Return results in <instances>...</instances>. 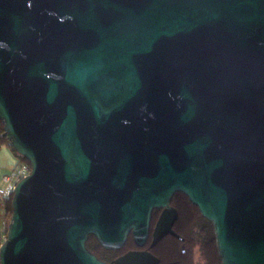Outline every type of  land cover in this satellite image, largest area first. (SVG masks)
Instances as JSON below:
<instances>
[{"label": "water", "instance_id": "obj_1", "mask_svg": "<svg viewBox=\"0 0 264 264\" xmlns=\"http://www.w3.org/2000/svg\"><path fill=\"white\" fill-rule=\"evenodd\" d=\"M0 123L30 166L0 264H107L90 237L142 247L154 209L183 241L176 192L264 264V0H0Z\"/></svg>", "mask_w": 264, "mask_h": 264}, {"label": "trees", "instance_id": "obj_2", "mask_svg": "<svg viewBox=\"0 0 264 264\" xmlns=\"http://www.w3.org/2000/svg\"><path fill=\"white\" fill-rule=\"evenodd\" d=\"M1 131L2 124L0 123ZM3 142L7 144L6 139L0 135V144ZM16 156L26 161L19 155L16 154ZM170 204L178 213L173 228L184 240L181 242L172 236H167L153 247H149L147 244L148 249L160 259L159 264H221L211 222L204 218L198 208L181 192L173 194ZM159 212L160 209L152 211L150 230L154 226ZM181 245L184 247L183 251ZM130 247H134L130 235H128L124 246L117 250L104 249L95 237H90L89 248L101 260L109 261Z\"/></svg>", "mask_w": 264, "mask_h": 264}, {"label": "built area", "instance_id": "obj_3", "mask_svg": "<svg viewBox=\"0 0 264 264\" xmlns=\"http://www.w3.org/2000/svg\"><path fill=\"white\" fill-rule=\"evenodd\" d=\"M2 136V131L0 132ZM30 172L26 161L18 159L15 164L0 176V246L7 239L8 224L11 217V199L15 185Z\"/></svg>", "mask_w": 264, "mask_h": 264}, {"label": "crops", "instance_id": "obj_4", "mask_svg": "<svg viewBox=\"0 0 264 264\" xmlns=\"http://www.w3.org/2000/svg\"><path fill=\"white\" fill-rule=\"evenodd\" d=\"M18 156L6 143L0 144V176L6 173L18 160Z\"/></svg>", "mask_w": 264, "mask_h": 264}, {"label": "flooded vegetation", "instance_id": "obj_5", "mask_svg": "<svg viewBox=\"0 0 264 264\" xmlns=\"http://www.w3.org/2000/svg\"><path fill=\"white\" fill-rule=\"evenodd\" d=\"M152 228H153V227H152ZM173 229H174V228H173ZM151 232H152V229H151V230L149 229V236H148V239H147V241L145 242V244H144L142 247H138V246H136V245L134 244V247H130V248L126 249V250L123 251L120 255H122V254H124L125 252L130 251V250H148V251H150V250L148 249V247H147V244H149V247H153V246H150V242H151V238H150V237H151ZM175 232H176V231H175ZM176 233H177V232H176ZM177 234H178V233H177ZM167 236H171V235H166V236H164L163 238H165V237H167ZM172 237H173V236H172ZM149 238H150V239H149ZM163 238H162V239H163ZM174 238H175V237H174ZM162 239H161V240H162ZM161 240H160V241H161ZM183 240H184V239H183ZM160 241H158V242H160ZM178 241H179V240H178ZM158 242H157V243H158ZM181 242H183V241H181ZM157 243H156V244H157ZM156 244H155V245H156ZM155 245H154V246H155ZM123 246H124V245H123ZM123 246H122V247H123ZM181 246H183V245H181ZM122 247H121V248H122ZM121 248H120V249H121ZM182 251H183V250H182ZM150 252H151V251H150ZM151 253H152V252H151ZM152 254L155 255L154 253H152ZM120 255H118V256H120ZM118 256H116L115 258H113V259H111V260H109V261H106V260H103V259H102V260H103L104 262H106L107 264H113L114 260H115ZM155 256H156V255H155ZM156 257H157V256H156ZM157 258H158V257H157ZM158 259H159V258H158ZM159 262H160V259H159ZM158 264H159V263H158Z\"/></svg>", "mask_w": 264, "mask_h": 264}]
</instances>
